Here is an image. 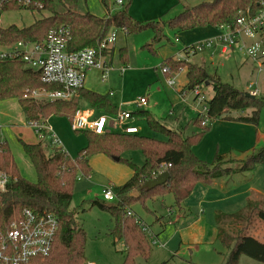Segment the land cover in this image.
I'll list each match as a JSON object with an SVG mask.
<instances>
[{"label": "trees", "instance_id": "16d2710c", "mask_svg": "<svg viewBox=\"0 0 264 264\" xmlns=\"http://www.w3.org/2000/svg\"><path fill=\"white\" fill-rule=\"evenodd\" d=\"M50 13L42 16L27 27L12 24L0 27V41L10 44L19 40L41 41L51 30L67 28L72 36L69 44L71 51H79L86 47H100L112 28H124L127 32H137L153 25L156 34L153 42L162 38L160 27L154 22L135 20L128 12L132 0H123L122 7L115 12L98 16L91 12L78 9V0H40ZM104 6L109 4L102 0ZM264 0H212L185 8L174 16L169 24L175 31L189 30L200 26L218 27L224 23H232L242 14H255L264 6ZM148 47L152 49V44ZM109 48L105 53H109ZM121 59H127V53L121 52ZM168 77L186 70L187 87L193 89L206 82L212 86L213 96L207 103L205 117L200 115L195 120L200 131L184 137L157 120L147 110L134 111L138 118H146L149 126L167 136L160 140L138 134L109 132L96 134L86 131L87 145L78 151L75 158L71 157L62 147H53L51 153L48 145L22 142L24 151L32 162L37 181L32 182L21 175L19 167L7 141H3L0 150V171L10 174V180L4 190L0 189V221L8 223L15 214L24 208L38 212L50 211L59 218V230L55 237L52 252L44 261L34 264H85L84 249L86 232L77 225L75 216L70 210L79 173L89 176L92 171L90 160L98 154L124 161L132 169L131 177L122 185L113 186L117 202L106 205L96 201L100 207L107 209L113 219L114 228L111 232L115 240L124 241L127 252L123 264H137L136 257L141 255L148 259L151 243L146 231L135 217L129 215L131 205L147 199L162 198L167 194L174 196L175 204H181L191 195L198 183L207 184L211 180L229 175L238 170L221 166L223 155L217 154L213 162L200 158L194 147L204 139L210 131L212 123L217 119L259 124L264 108V97L251 98L234 85L223 82L211 75L207 69L190 61L168 57L162 62ZM58 84H45L40 80V73L30 69L20 60L0 61V101L17 98L29 120H47L53 115L67 116L72 119L81 101L86 100L92 107L109 113H116L117 107L108 94H101L85 87L80 90V100L44 101L25 97L35 90L61 89ZM43 101V99H42ZM241 112V113H240ZM245 112V113H242ZM139 150L144 155L142 165L125 159L127 151ZM162 163L171 164L166 170L170 173L168 181L153 189L143 188L146 180L160 173ZM264 163V147L252 152L244 161L240 171H251ZM264 222V208L254 206L251 200L235 213H220L216 216L217 236L227 248L226 264H238L243 255L264 263V242L246 234L252 224L253 215ZM228 225V226H227ZM164 264H170L165 262ZM183 264H196L186 261Z\"/></svg>", "mask_w": 264, "mask_h": 264}, {"label": "rangeland", "instance_id": "374dc122", "mask_svg": "<svg viewBox=\"0 0 264 264\" xmlns=\"http://www.w3.org/2000/svg\"><path fill=\"white\" fill-rule=\"evenodd\" d=\"M105 1L109 4V8L104 6L102 0H78V9L82 12L106 15L122 7L116 0ZM209 1L212 0H132L128 12L135 20L156 23L161 29L162 38L157 42H153L156 34V29L153 25L137 32H126L124 28L111 29L109 34L113 31L117 33L116 41L112 45L114 46L112 47L113 51L111 50L113 53L112 63H110L111 54L106 57V60L113 67L107 79V86L114 93L112 97L113 103L117 102L116 105L121 106L129 104L127 105L128 108L136 109V105L132 102L141 96H145L149 101L145 109L147 108L146 110L152 116L166 126L179 130L184 137L200 131L199 126L195 124V120L199 115L208 119L205 116V107L207 108V103L213 95L211 85H207L206 82L201 83V95L196 97L195 91L187 87V71L182 70L174 74L173 77H168L165 73L166 70L162 67V62L171 55H178L180 59L188 58L194 61L201 55L208 58L207 53L214 51V49H205L203 53L191 57H187L184 53L176 54L178 47L215 38L220 33L218 27L200 26L189 30L175 31L171 29L169 24L170 20L186 7L191 8ZM125 3H127L126 0ZM42 14L48 15L50 13L46 10L33 16L23 10L4 12L1 16L0 24L2 27H8L12 24L19 27H27L41 18ZM177 37L180 40L178 42L176 41ZM149 43L152 44V49L148 47ZM239 49L240 46L236 48L232 57L225 61L226 65L220 73L221 80L234 85L245 93L257 90V97L263 98L264 63L262 66H258L257 61ZM122 51L127 53L126 60L121 59ZM205 65L207 71L212 74L213 68L210 66L209 61H206ZM123 67H126L125 70L128 69L129 71L125 75L120 73V70L123 71ZM170 78L174 79L173 84L169 83L168 80ZM250 84H252L251 87ZM104 85L101 86L105 88L106 85ZM28 98L31 99L32 96L29 94ZM38 100L40 102L46 101ZM0 121L2 123L1 134L3 140L9 144L21 175L32 182H36V170L26 155L22 142L36 143L40 142V139L30 127V120L27 118L17 98L0 101ZM49 123L60 138L61 147L71 157L75 158L78 151L87 145L88 139L85 132L74 131L71 127V119L67 116L53 115L49 118ZM135 125L139 129L138 135L160 140L167 139L164 133L152 129L144 117L138 118ZM257 127L264 134V108ZM224 133L226 134V131ZM262 147H264V144L255 151L260 150ZM52 148L48 144L49 153H51ZM123 157L132 160L137 165L144 163V155L139 150L127 151L123 154ZM225 159L222 163L223 167H230L241 172L240 168L243 162L238 164L233 156H231V159L230 157ZM259 165L262 166H259L257 173L254 171V174H258L256 179H259V183L262 185L264 184V163ZM131 175L132 169L127 163L104 154L94 158L93 168L89 176L79 173V179L70 203V210L75 216L77 225L86 232L85 263L123 264L127 252L126 245L122 240H115L111 234L114 228V219L111 213L95 202H103L106 205L116 203L117 199L105 200L104 190L113 185L124 184ZM237 181L239 180L237 179ZM250 183H254V179H251ZM238 185H247V181L241 179ZM163 198L156 200L147 199L145 203L136 202L131 205L137 216L153 230V233L156 232L158 234L156 237L158 242L154 244L151 236L146 232L152 247L151 253L148 259L141 255L137 256L136 263L164 264L169 262L170 264H180L181 261L178 257H183L186 261L196 264H226L228 250L220 242L218 236L214 235L216 234L217 226L213 219L209 218V224L207 223V225L201 223L188 231L189 234L198 231V235H202L204 238L209 237L207 240L197 241L199 243L182 244L181 237L176 231V243L174 236L171 244L166 243L164 237L166 235L172 236L173 230L176 228L175 225L178 224H176L174 217L168 215L167 210L170 205L173 206L170 209L172 208L174 211L177 210V207L172 194H167ZM188 213L192 215V213ZM194 213L203 214L199 208ZM207 214H209V211ZM170 220L172 223L169 222ZM246 234L264 242V222L256 216V212ZM179 248L181 250L178 256L173 255V252ZM238 264L264 263L243 255Z\"/></svg>", "mask_w": 264, "mask_h": 264}, {"label": "built area", "instance_id": "2783aa9c", "mask_svg": "<svg viewBox=\"0 0 264 264\" xmlns=\"http://www.w3.org/2000/svg\"><path fill=\"white\" fill-rule=\"evenodd\" d=\"M122 5L123 0H116ZM264 3V2H263ZM23 10L31 15L46 11L40 0H0V21L4 12ZM45 15V14H44ZM0 27L1 24H0ZM220 33L215 38L190 44L182 52L187 57L203 53L205 49L219 51L222 61L232 57L236 48L257 61L258 66L264 63V6L255 14H242L232 23L218 26ZM127 32V31H126ZM117 33L113 31L100 44V47H86L79 51H71L69 44L72 36L67 28L54 29L41 41L19 40L10 44L0 41V61H22L26 67L39 71L40 80L45 84H58L61 89L35 90L30 96L46 101H73L80 96L84 88L87 75L94 71H101V78L106 80L112 66L106 60L105 51L115 43ZM124 70V69H123ZM166 70V69H165ZM170 84L174 79L170 78ZM252 84H250V87ZM201 84L195 86L196 97L201 95ZM257 96L258 91L251 92ZM113 94V92H111ZM29 94L25 95L28 97ZM205 99V98H204ZM137 111L145 109L148 99L139 97L133 102ZM207 112V108L205 107ZM136 116L133 111L120 106L116 113H97L96 108L80 105L71 119V127L76 132H94L105 134L119 132L137 134L139 129L133 123ZM208 122V119H205ZM40 142L48 141L52 147H61V140L53 131L47 120H30ZM2 123L0 121V150L3 138L1 137ZM171 164L162 163L160 173ZM10 174L0 171V189L4 190L10 180ZM105 200H115L116 195L112 187L104 190ZM129 215H135L128 210ZM136 221L149 233L154 244L157 243L151 228L137 215ZM59 230V218L50 211L38 212L31 208H24L15 214L8 222L0 221V264H34L43 261L52 252L55 237ZM85 264H94L91 262Z\"/></svg>", "mask_w": 264, "mask_h": 264}, {"label": "crops", "instance_id": "0c3cea01", "mask_svg": "<svg viewBox=\"0 0 264 264\" xmlns=\"http://www.w3.org/2000/svg\"><path fill=\"white\" fill-rule=\"evenodd\" d=\"M95 15L104 16V14L100 15L98 13ZM33 16H35V14ZM41 16H47V15L42 14ZM176 41L177 42L180 41L178 37L176 38ZM186 45L178 47L176 50L177 51L176 54L177 53L182 54L183 53L182 50ZM211 53L212 52L207 53L208 58H206L204 55H201V57H197V59L194 61L190 59L189 60L194 63L204 66L206 69L207 67L205 65V62L209 61L210 66L213 68V73L212 74L210 73V74L222 79L220 76L221 75L220 73L223 71L226 65L225 61L230 58L226 59L225 61H221L219 51H216L215 56H212ZM108 55H110V63H112L113 53L110 51L109 53H107L105 57H107ZM170 57H174L177 59L179 58L178 55H171ZM125 68L126 67H123L124 70ZM112 70H113V67H112ZM124 70L123 71L120 70V73L122 75H125L126 73L129 72L128 69H126L125 71ZM101 74L102 73L100 70H94L90 72L87 75L84 87L86 89H91L101 94H108L112 100L114 93L111 94V92L113 91H111V88L110 87L108 88L107 86L108 78L106 80H103L101 78ZM103 84L106 85V86L104 85L105 88L101 86ZM207 85H210V84H207ZM78 99L80 100V96L78 97ZM116 104L117 102L114 104L117 108L121 106V105H116ZM148 104H149V101H148ZM80 105L91 106L86 100L81 101ZM127 105H123L122 107L125 109H129L133 112L138 110L137 107L136 109L135 108L130 109L128 108ZM96 110L99 113H103V112L109 113L107 111L100 110V109H96ZM242 113H245V112H242ZM109 114H114V113H109ZM137 119L138 117H136V119L133 120L134 124ZM47 122L49 123V118L47 119ZM49 125L52 127L50 123ZM257 126L250 124V123L237 122V121H226L223 119H217L212 123L211 129L208 132L209 134H207V136L204 137L202 142H200L198 145L194 147V152L200 158H202L203 160H206L207 162H213L217 154L223 155L224 158H223V161L221 162V166L223 165L222 163L226 160L225 158L230 157L231 159V156H233L235 159V162L239 164V162H243L251 154V152H254L255 150H257L259 147H261L264 144V137H262L264 134L261 131V129ZM225 131H226V134L224 133ZM1 133H2V129H1ZM1 137L3 138L2 134H1ZM47 143L48 141H45L44 144L48 145ZM101 155L103 154H98L91 158L90 164L92 168H93L94 158H97L98 156H101ZM238 164H236V166H238ZM259 166H262V165L256 166L251 171H241V172L236 171L229 175H225V176L216 178L214 180H211L207 184L198 183L196 187L194 188L193 192L191 193V195L181 204V206L175 205L177 207L176 211H174L172 208L170 209V207H173L172 205H170V207L167 210V213L170 217H174L176 224L177 223L178 224L175 225L176 228L173 230L174 233L172 234V236L166 235L164 237L166 243L171 244V242L173 241V236H174V240L176 243V238H175L176 231L181 237L182 244L183 243H187V244L199 243V242L207 240L209 238L208 234H207L208 238H204L202 237V235H198L199 234L197 233L198 231H194L191 234H189L188 231L192 229L195 225H198L201 223H204L205 225H207L210 219L211 220L213 219L215 221L216 216L220 213L230 214V213H235L241 210L247 205L249 200H251V203L254 206H259V207L264 208V184L260 185L259 179H256L258 174L257 175L254 174V171L257 173ZM226 168H230V167H226ZM237 179L239 181H237ZM241 179H243L244 181L246 180L247 185H241V186L238 185ZM251 179H254V183L252 184L250 183ZM113 186H117V185H113ZM156 199L157 198H154L152 200H156ZM160 199H164V198L162 197ZM197 208L201 209L203 214H195L194 212L196 211ZM132 211L136 214L135 210L132 209ZM208 211H209V214H207ZM188 212L192 213V215L191 214L189 215ZM157 219H160V218H157ZM169 222L172 223L171 220ZM153 234L155 236L156 241L158 242L156 238L158 234H156V232ZM196 235H198L197 238H195ZM214 235L217 237V230H216V234ZM214 235H212V237H214ZM171 249H170V252L172 253ZM180 250L181 248L177 249L175 252H173V255L178 256V253ZM178 258L181 261L180 264H183L186 262L185 258L183 257H178Z\"/></svg>", "mask_w": 264, "mask_h": 264}, {"label": "water", "instance_id": "95a60500", "mask_svg": "<svg viewBox=\"0 0 264 264\" xmlns=\"http://www.w3.org/2000/svg\"><path fill=\"white\" fill-rule=\"evenodd\" d=\"M245 95L248 97H251V98L256 97V95L249 93V92H246ZM169 177H170V173L167 170L162 171L161 173H159L154 178L146 180L143 184V188L150 190V189H153L159 185H163L168 181Z\"/></svg>", "mask_w": 264, "mask_h": 264}]
</instances>
